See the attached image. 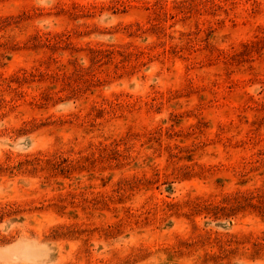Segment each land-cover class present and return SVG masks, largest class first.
I'll use <instances>...</instances> for the list:
<instances>
[{
  "label": "rangeland",
  "instance_id": "rangeland-1",
  "mask_svg": "<svg viewBox=\"0 0 264 264\" xmlns=\"http://www.w3.org/2000/svg\"><path fill=\"white\" fill-rule=\"evenodd\" d=\"M0 264H264V0H0Z\"/></svg>",
  "mask_w": 264,
  "mask_h": 264
}]
</instances>
